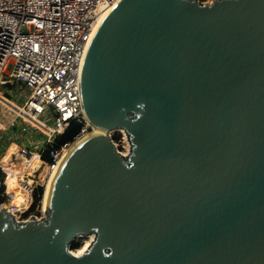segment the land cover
<instances>
[{"label":"water","instance_id":"obj_1","mask_svg":"<svg viewBox=\"0 0 264 264\" xmlns=\"http://www.w3.org/2000/svg\"><path fill=\"white\" fill-rule=\"evenodd\" d=\"M80 95L93 128L45 219L0 210V264H264V0H119Z\"/></svg>","mask_w":264,"mask_h":264},{"label":"built area","instance_id":"obj_2","mask_svg":"<svg viewBox=\"0 0 264 264\" xmlns=\"http://www.w3.org/2000/svg\"><path fill=\"white\" fill-rule=\"evenodd\" d=\"M118 1L0 0V210L17 224L46 218L43 202L39 213L29 212L36 187L48 185L71 145L93 128L81 103L82 64L102 11ZM73 123L77 135L57 147ZM110 136L127 156L126 132Z\"/></svg>","mask_w":264,"mask_h":264},{"label":"trees","instance_id":"obj_3","mask_svg":"<svg viewBox=\"0 0 264 264\" xmlns=\"http://www.w3.org/2000/svg\"><path fill=\"white\" fill-rule=\"evenodd\" d=\"M80 130V125L78 124H72L70 128L67 129V131L59 136V138L56 140V146L59 147L62 144L72 141L74 137L77 135V133ZM45 194V186L44 185H38L34 191V202L31 210L29 211L30 213L37 212L39 213V209L42 205V200L44 198ZM80 245L78 243L73 242L71 247L77 248Z\"/></svg>","mask_w":264,"mask_h":264},{"label":"bare ground","instance_id":"obj_4","mask_svg":"<svg viewBox=\"0 0 264 264\" xmlns=\"http://www.w3.org/2000/svg\"><path fill=\"white\" fill-rule=\"evenodd\" d=\"M109 12H110V9L102 11V13L100 15L101 17L99 18L98 22L95 24L93 30L91 31V38L94 36L96 30L98 29V27L100 26V24L102 23V21L104 20V18L107 16V14ZM50 184L51 183H48V185H47L46 195H45V198L43 200L44 206H46V204H47V198H48V193H49V189H50ZM89 237H90V240L87 241L83 247H81L77 251H74V252L72 251L75 255H82L91 246L92 242L95 240V234H91Z\"/></svg>","mask_w":264,"mask_h":264},{"label":"rangeland","instance_id":"obj_5","mask_svg":"<svg viewBox=\"0 0 264 264\" xmlns=\"http://www.w3.org/2000/svg\"><path fill=\"white\" fill-rule=\"evenodd\" d=\"M1 89L2 88L0 87V90ZM12 89H16V86H12ZM8 97L11 98L10 96H8ZM113 136L115 137V142L118 143L119 149L122 150L123 152H125L127 146H126V144H123L120 141L122 139V136L123 135L121 133L115 132V133H113ZM39 173H40L39 171L36 172V174H35L36 175V178L38 177ZM44 186H45V189H46L47 186L46 185H44ZM43 200H44V198H43ZM43 200H42V202H43ZM89 236H83V237L77 238L74 242L75 243H78L80 246L77 247V248L71 247L70 250L74 252V251H77L78 249H80L81 247H83L85 245V243L90 240V237Z\"/></svg>","mask_w":264,"mask_h":264}]
</instances>
